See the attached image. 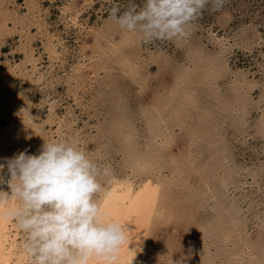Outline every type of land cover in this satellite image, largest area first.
<instances>
[{"label":"rangeland","instance_id":"1","mask_svg":"<svg viewBox=\"0 0 264 264\" xmlns=\"http://www.w3.org/2000/svg\"><path fill=\"white\" fill-rule=\"evenodd\" d=\"M263 124L264 0H0V199L40 264L149 179L137 264L264 263Z\"/></svg>","mask_w":264,"mask_h":264},{"label":"bare ground","instance_id":"2","mask_svg":"<svg viewBox=\"0 0 264 264\" xmlns=\"http://www.w3.org/2000/svg\"><path fill=\"white\" fill-rule=\"evenodd\" d=\"M156 111L154 124L150 127L152 130L155 126L159 129L161 121H164L159 110ZM165 189L159 180L153 182L149 179L137 188L130 180H115L113 187L103 192L97 203L93 204L94 207H90L85 238L70 257L69 264H137L147 223L155 216L167 215ZM17 204L14 198L0 199V264H40L30 255V246L17 240L18 226L13 221ZM222 231L218 238L224 245L232 241L231 237L234 239L238 235V231L230 226L223 227ZM248 249L252 253L251 264H256L254 247ZM250 252L243 254L249 255ZM188 261L185 259L183 264Z\"/></svg>","mask_w":264,"mask_h":264}]
</instances>
